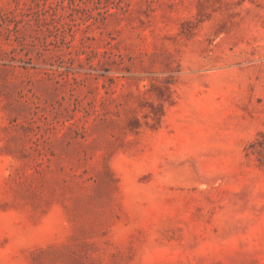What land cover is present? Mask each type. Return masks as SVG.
Here are the masks:
<instances>
[{
    "label": "rangeland",
    "instance_id": "1",
    "mask_svg": "<svg viewBox=\"0 0 264 264\" xmlns=\"http://www.w3.org/2000/svg\"><path fill=\"white\" fill-rule=\"evenodd\" d=\"M0 264H264V0H0Z\"/></svg>",
    "mask_w": 264,
    "mask_h": 264
}]
</instances>
